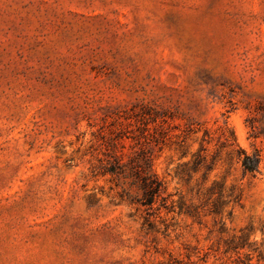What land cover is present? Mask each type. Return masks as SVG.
<instances>
[{"label": "rangeland", "instance_id": "374dc122", "mask_svg": "<svg viewBox=\"0 0 264 264\" xmlns=\"http://www.w3.org/2000/svg\"><path fill=\"white\" fill-rule=\"evenodd\" d=\"M143 144L153 229L98 172ZM0 264H264V0H0Z\"/></svg>", "mask_w": 264, "mask_h": 264}, {"label": "trees", "instance_id": "16d2710c", "mask_svg": "<svg viewBox=\"0 0 264 264\" xmlns=\"http://www.w3.org/2000/svg\"><path fill=\"white\" fill-rule=\"evenodd\" d=\"M149 119V121L156 122L159 125V122H157L158 115H154ZM146 130H148V134H151L149 127ZM155 141L158 140L155 139ZM149 142V140H146V143ZM241 154H243L241 161L244 171L256 174L261 162L260 153L255 151L250 154L241 149ZM193 156L194 158L191 162L192 171H198L202 167H205L207 170L211 169L212 166L206 162V157L203 154L198 152ZM98 169V172L102 174L111 175L110 180L120 188V201L135 206L137 210H142L144 213L143 226L153 229L155 227L153 217L158 216L162 208H169V195L165 194L166 187L163 180L153 170L148 147L143 144L137 151V154L132 156L129 161L124 162L115 159L102 163ZM204 174H206V171ZM204 178H206V175ZM223 185L224 183L215 179L207 191V203L211 205L210 211L216 214L222 212L223 206L226 203V200L223 198L225 195ZM228 195H231L235 200H238L240 197V194H235V191H231ZM181 207H184V203H181ZM186 212L191 215H198L199 213L196 208H191L190 206H187Z\"/></svg>", "mask_w": 264, "mask_h": 264}]
</instances>
